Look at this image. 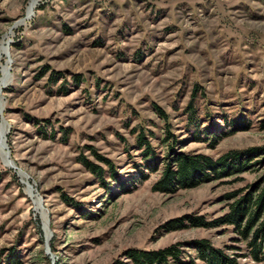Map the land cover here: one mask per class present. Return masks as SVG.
<instances>
[{
    "label": "rangeland",
    "instance_id": "1",
    "mask_svg": "<svg viewBox=\"0 0 264 264\" xmlns=\"http://www.w3.org/2000/svg\"><path fill=\"white\" fill-rule=\"evenodd\" d=\"M30 1L0 0V45L10 40L0 66L9 60L11 76L0 92L11 163L0 146V264H131L128 248L180 242L193 255L188 243L200 238L242 255L231 225L166 223L219 218L227 194L264 165L153 191L159 172L136 180L133 130L160 151L168 126L182 150L214 158L264 144V0H39L17 24ZM240 118L246 128L232 124ZM195 125L228 134L213 146L194 140ZM82 158L104 169L109 160L128 192L98 182Z\"/></svg>",
    "mask_w": 264,
    "mask_h": 264
},
{
    "label": "trees",
    "instance_id": "2",
    "mask_svg": "<svg viewBox=\"0 0 264 264\" xmlns=\"http://www.w3.org/2000/svg\"><path fill=\"white\" fill-rule=\"evenodd\" d=\"M232 122L236 126L246 128L242 118ZM213 126L203 125L199 128V125H195L196 129L190 135L194 140L206 139L214 146L228 133L221 129L216 130ZM133 132L135 147L141 157V162L136 165V180L144 181L150 173L159 172L158 178L151 186L153 191L172 193L179 188L196 187L201 183L241 172L247 166L264 165V144L242 150H229L214 158L204 153L182 150V140L172 133L168 126L163 127L162 135L157 137L163 148L160 151L152 145L142 130L134 129ZM81 160L98 182L108 185L106 177L115 182L122 193L128 192L130 184L127 179L123 180L117 174L109 160L101 159L107 169L84 158ZM227 196H232V201L228 205V211L219 218L206 221L200 215H186L168 221L166 229L231 225L234 232L244 240L242 255L229 254L208 239L200 238L191 239L188 243V247L194 251L193 255L183 251L182 243L175 242L151 250L128 248L125 257L131 264H243L238 259L240 256L256 263L264 261V172L254 183ZM63 198L69 200L65 195Z\"/></svg>",
    "mask_w": 264,
    "mask_h": 264
},
{
    "label": "bare ground",
    "instance_id": "3",
    "mask_svg": "<svg viewBox=\"0 0 264 264\" xmlns=\"http://www.w3.org/2000/svg\"><path fill=\"white\" fill-rule=\"evenodd\" d=\"M39 0H31L27 6V10H26V14L23 20L19 21L17 24L23 22L24 20L29 19L32 14L33 11L35 9V7L37 6ZM9 38L6 37V39L1 43L0 45V53L3 55L7 54V50H8V45H9ZM9 64L10 61L7 60L6 63L4 65L0 66V92L2 90V88L9 82L10 79V73H9ZM1 102V101H0ZM0 111H1V104H0ZM7 132V128L6 125L4 124V122H0V146H1V158L3 160V162L6 165H11L9 159H8V155L7 152L5 151L6 149V143H5V135Z\"/></svg>",
    "mask_w": 264,
    "mask_h": 264
},
{
    "label": "water",
    "instance_id": "4",
    "mask_svg": "<svg viewBox=\"0 0 264 264\" xmlns=\"http://www.w3.org/2000/svg\"><path fill=\"white\" fill-rule=\"evenodd\" d=\"M7 155H8V153H7Z\"/></svg>",
    "mask_w": 264,
    "mask_h": 264
}]
</instances>
